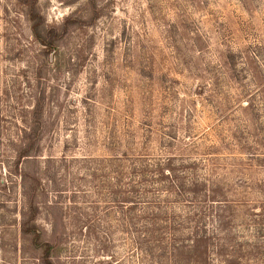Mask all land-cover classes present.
<instances>
[{
    "label": "rangeland",
    "instance_id": "obj_1",
    "mask_svg": "<svg viewBox=\"0 0 264 264\" xmlns=\"http://www.w3.org/2000/svg\"><path fill=\"white\" fill-rule=\"evenodd\" d=\"M0 264H264V0H0Z\"/></svg>",
    "mask_w": 264,
    "mask_h": 264
},
{
    "label": "trees",
    "instance_id": "obj_2",
    "mask_svg": "<svg viewBox=\"0 0 264 264\" xmlns=\"http://www.w3.org/2000/svg\"><path fill=\"white\" fill-rule=\"evenodd\" d=\"M35 19H36V17H32L33 21ZM33 33H34L35 37L37 38V40L39 42H41V44L43 46H45V47H47L48 45H51V42L48 43V40H51V39H53L55 37L53 32L49 33L48 35H42L41 34V24H39V23H37L35 26H33ZM33 132H32V134H30L28 136L29 143H31V144L29 145V147H27L26 149H24V150H22L20 152V157L22 159L28 157L29 154L32 153V151H31V150H33L32 145L34 143H37L38 140H39V139L37 140L38 135H36V133L33 134ZM168 179H169L168 185H166V182H167L166 179H162L161 180L160 187L158 189H156L158 196L164 194L165 196L169 197L167 194H175V195L178 194L177 187H175L176 186L175 180L171 179V178H168ZM141 197H142V194H141ZM144 198H147L148 200L152 199L150 193H148L146 195V197H144ZM155 198H156V196L153 195V202L145 200V203L151 205V204L155 203ZM34 222H35V217L32 215L28 220H26L24 222V224L22 226L23 227L22 231H23V234L25 236H32L34 238V240H35L36 245H37L38 241H39V238H40V234L38 233V230L36 229V227L34 225ZM143 237L148 238L147 235H145V234L143 235ZM146 238H142V239L146 241L147 240ZM196 242L199 243L200 240H198ZM42 247L45 248L43 250V252L45 254H48L50 252V247H49L48 244H44V246L42 245ZM42 247H40V248H42Z\"/></svg>",
    "mask_w": 264,
    "mask_h": 264
},
{
    "label": "clouds",
    "instance_id": "obj_3",
    "mask_svg": "<svg viewBox=\"0 0 264 264\" xmlns=\"http://www.w3.org/2000/svg\"><path fill=\"white\" fill-rule=\"evenodd\" d=\"M161 163H163V161H161Z\"/></svg>",
    "mask_w": 264,
    "mask_h": 264
}]
</instances>
